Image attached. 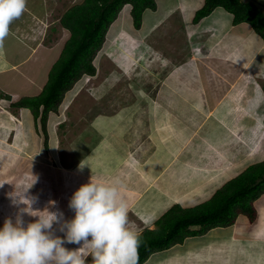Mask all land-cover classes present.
<instances>
[{
  "label": "rangeland",
  "instance_id": "rangeland-1",
  "mask_svg": "<svg viewBox=\"0 0 264 264\" xmlns=\"http://www.w3.org/2000/svg\"><path fill=\"white\" fill-rule=\"evenodd\" d=\"M59 1L61 2L60 8H54L50 12L49 19L51 25L47 31L48 35L45 46H54L61 40L67 38V34H63V28L60 27L58 18L64 13L66 6H70L73 1L80 3L83 0ZM255 1L257 3L259 2L264 10V0ZM26 4L30 6V0H26ZM130 9L131 5L124 6L120 16L113 22L107 33L108 41L102 47L95 61L97 76L83 75L75 84L76 90L66 101V104L70 102L69 108L62 113L65 100L72 91L65 95L61 109L59 108L56 113L52 112L49 115L47 123L50 137L47 147L46 134L41 121L39 119L35 120L31 111L20 110V107L14 106L12 103L24 95L38 93L37 91L40 86L48 80L49 71L58 57L59 50H62L61 46L58 49L39 52L34 47L35 51H32V59L25 64L26 73L30 76H32V70L35 67L40 64L42 65V75L37 77L42 82L38 90L33 89L31 92L24 91L20 96L15 86L17 84H23L24 79L18 77L19 74H17L16 68L10 66V63L6 66L7 74L10 78H5V81L0 78L2 80V84L0 83V185H2L0 186V228L3 227L6 218L11 217L15 220L16 214L26 207L23 204H16L13 199L18 196L22 197L23 194L26 198L33 201L31 209H28L32 215L27 212L23 215L25 224L34 222L37 219L36 216L41 215L40 212L46 210L49 212L63 213L62 220H71L73 218L74 212L69 208V201L73 193L81 185L96 179L92 177L89 178L90 180H80V178H77L78 175L75 177H73L74 175L72 176L71 169L69 168L70 164L76 163L84 153L80 152L77 154L84 147L76 139L82 138L92 141L96 140L98 142L102 136V134H98V139L97 135H93L94 138L86 136L87 134H93L84 131V124L89 112L91 114L99 112L89 122L92 127L99 128L106 121H109L105 123L109 127L112 123L111 117L103 115V112L111 114L118 111V109H122L121 111H123L131 105H133V109L140 105L150 106V101H152L159 106V109L155 106V110L149 114L145 110L141 111L139 108L140 111L134 112L135 114L133 113L136 117L134 120L137 124L140 123L143 125L144 123L146 128L150 127V129L153 128V130L158 131V136L165 135V131L167 130L168 133L165 140H168L166 144L168 148H166L171 150L170 156L173 158L169 166L175 167L177 170H172L177 173H182V169L188 168L189 162L187 163L182 155H180L182 153L179 152L177 143L182 140L185 132L189 134L185 130L187 127L191 129L195 127V119L193 121L194 117H191L192 114L190 112L196 110V108H193L194 106L201 104L194 103L196 99L189 98L188 104L192 108L189 109L190 112L188 114L185 111L171 112L169 110V101L162 96H167V93L162 94L160 85L164 83L166 78L172 76L170 73L173 71H168L174 69L177 65L184 68L177 74L179 82L175 90L184 81L188 82V79L193 76V72L189 73L187 66L190 64L188 59L190 58L193 43L190 45V38L187 36V32L184 34V32L178 30L177 24L174 25V21L170 24L165 23L163 25L165 28L160 27L159 30L157 29L147 38L134 36V31L136 32L139 29L134 26ZM28 38L33 42L37 39L34 36H28ZM11 41L12 39L8 38V43ZM33 42H27V46H30ZM35 46L38 48L39 44ZM194 46L198 49L202 48V45L194 44ZM195 47H192L193 52ZM17 50H21L22 59L27 57L28 50L23 45L17 49L9 47L4 52V56L9 57L14 62L18 59ZM262 57L263 54L258 56L257 60L260 61ZM199 58L201 60L204 59L202 56ZM3 62H0V64H3ZM163 62L165 63L164 65H162ZM199 64H201L200 61ZM21 66L19 69H21ZM197 68L200 73L202 67L198 65ZM216 68L219 70L218 67ZM189 84H192V82ZM262 84H264V80ZM224 85L222 88H224ZM226 85H229V83ZM236 85L239 89L238 94L233 89L230 95V99H232L227 101L229 112H220L217 115V118L221 122L217 121L215 124L210 121L207 123L206 119L202 118V121L199 120L195 128V132L190 133L191 141L194 135H198V138H209L207 141V156L209 157V162H201L200 164L202 166H198L199 169H202L204 178L200 177L197 183L190 182V187L188 184L189 180L187 181L188 178L186 176L181 177L178 175L179 177L177 176V179L179 180L176 182L174 174L171 175L173 176L171 179L169 178L171 170L168 168V165L164 169H161L162 164L160 163H162V155H165V153L158 154L156 157L157 160L154 158L156 161L154 159L152 161L159 162V170L155 172V175H151L153 179H149L148 184L154 185L152 180L156 179L159 182L158 180L161 178V175L164 178L166 177V179H170L169 183L174 188H177L178 183L182 182L180 187L183 188L181 193L186 191V195L184 196L186 201V206L184 205V207L186 208L194 207L204 202L205 199L200 198L201 195L203 196L205 194L202 192H207L208 189L210 190L214 186H216V189L221 187L232 176V174L230 176L226 175L231 171L233 172V169L229 171L226 168L227 166H225L228 163L226 154L219 148H225L223 144H228L226 148L230 150L231 161L236 160V152L239 153L240 151L249 155L248 158L246 157L247 159L240 160V171L246 169L245 167L250 163L260 161L264 158V106L260 104L255 105L256 102L254 99L248 95L251 91L247 89L243 79L237 81ZM91 86L99 87L97 90V88L90 89ZM91 91H94V94ZM11 113L13 115L15 114L16 119ZM133 114L130 115V118L133 117ZM146 115L150 117V123L145 118ZM194 115H197V112ZM115 118L117 120V117ZM121 119L122 116H120L118 122ZM116 123L113 124L112 128L118 130ZM137 124L134 126L136 127ZM117 126L120 128V124H117ZM212 136H219L218 139L220 141L217 143L216 140L214 143L213 138H211ZM119 139L120 141L116 144H120L118 145L120 147H116L117 149L111 148V151H108L107 147L102 148L103 143L98 145L99 149H105L102 155L106 158L104 160L112 161V167L120 155L123 157V152H127L126 149H123L125 143L122 141V136ZM163 142L166 143L165 141ZM186 143L188 146L189 141ZM195 145L196 143L193 145L194 148L196 147ZM162 146L165 145L157 144V149L160 150ZM153 148L154 145L151 146V151ZM190 155L192 154L190 153ZM126 159L134 162L131 154L129 156L127 155ZM151 166H153V163L150 164V168ZM168 169L169 172H167ZM73 170L75 169L73 168ZM164 171L167 173H164ZM108 180V178H102L104 183H108ZM122 181L126 182L124 183ZM122 181H119V184L111 182L110 185L117 186L119 197L123 199L127 208H129L127 210V227L137 232L144 229L143 222L133 214L129 206L131 204L128 203L129 200L125 199L129 196L127 193H132L134 189H131V185L126 184L129 182L126 178L123 177ZM201 181L204 182L202 183ZM133 196L136 197L135 195ZM43 203L48 204L46 208L36 210ZM21 206L22 208H19ZM194 227L199 228L196 226L192 228ZM53 231L58 236L63 237L64 235V233L59 231V225L57 224L53 225ZM64 246L70 250L79 247L75 244H65ZM90 261L91 257H88V264H90ZM154 261L155 258H152L147 264H156ZM157 264L166 263H164V260H161Z\"/></svg>",
  "mask_w": 264,
  "mask_h": 264
},
{
  "label": "crops",
  "instance_id": "crops-1",
  "mask_svg": "<svg viewBox=\"0 0 264 264\" xmlns=\"http://www.w3.org/2000/svg\"><path fill=\"white\" fill-rule=\"evenodd\" d=\"M55 1L56 0H30V6L26 4L25 8L29 12H23L21 17L15 19L10 24L9 28L16 31L18 34H26L29 28L34 29L40 27V23L44 21L45 14L48 15V19L50 18V12L55 8ZM204 2L205 0H157V8L155 10H146L142 28L136 32L134 31L133 34L138 38H147L157 29L159 30L160 27H164L163 25L165 23L170 24L174 21V25L177 24L178 30L184 32V34L187 32L186 34L190 38L189 43L190 45L193 43V48L195 47L194 44L202 45L201 49L195 47L194 52L191 47V54L188 59L190 64L187 66L189 73L193 72V76L188 79V82L184 81L182 85L178 86L175 90L179 82L177 74L184 68L177 65L174 69L168 71L177 73H170L172 76H168L169 78H166L164 83L160 85L162 94L165 92L167 93V96H162L169 101V110H171V112L185 111L188 114L190 112L189 109L192 108L188 104L189 98L196 99L194 103L201 104L199 106H194L193 108H196V110L190 112L192 114L191 117H194L193 121L195 119V127L193 129L187 127L188 130H185L189 134L185 132V135L182 136V140L177 143L179 152L182 153L179 154L182 155L187 163L189 162V165L187 164L188 168L184 167L185 169H182V173H177L172 170H177L175 167L169 166L173 158L170 156L171 150H168L166 145L168 141L165 140L168 133L167 130L165 131V135L158 136V131L153 130V128L150 129V127L146 128L144 123L143 125L140 123L137 124L134 120L136 119L134 112L145 110L150 114L155 110V106L157 105L152 101H150L152 103V105L150 103V106L140 105L133 109V105H131L123 111H121L122 109H118V111L111 114L103 112V115L111 117L112 123L109 127L105 125V123L109 121L104 122L99 128H94L89 123H85L84 131L93 133L87 134L86 136L94 138L93 135H97L98 139V134H102L98 142H96V140L92 141L82 138L76 139L78 143L82 144L84 147V149L78 151L77 154L80 152L84 153L76 163L70 164L69 168L72 169L71 173L73 171L75 172V175L72 176L75 177L77 174L84 173L90 178H96L92 180L96 183H104L102 178H108V183L104 184H111V182L119 184V181H122L123 177L126 178V180L129 181L126 184L131 185V189L134 190H132V193H127L129 196L125 199L129 200L128 203L131 204L129 205L131 207L130 209L133 214L143 222V227L153 228L156 224V220L172 206L175 204L185 205L186 201L184 196L186 195V191L181 193L183 189L180 187L182 182L179 181L180 183H178L177 188L172 187L169 183V180L173 177L171 175L174 174L176 182L179 180L177 179L178 175L181 177L186 176L188 178L187 181L189 180V185L190 182L197 183L200 177L204 178V174L201 171L202 169H199L198 166L201 165V162H209V157L207 156V141L209 138H198V135H194L191 141L192 138L190 137V133L195 132V128L199 120L202 121V118H205L207 123L210 121L215 124L217 121L221 122L217 118V115L220 112H229L227 101L232 99H230V95L233 89H235L236 94H238L239 89L236 85L237 81L243 79L247 89L251 91L248 95L254 99L256 102L255 105L260 104L264 106V84H262L264 80V39L256 33L249 23H235L234 15L221 6L215 8L212 13L202 18L199 22H195L194 18L196 11L203 6ZM61 27L63 28V26ZM63 30H65L69 37V31L65 28ZM12 35L11 31H9L7 37L12 39V43H8L7 37L0 43V62L4 61L3 64H0V78L4 81L5 78H10L7 74L6 67L10 63V66L16 68L17 74H19L18 77L24 79L23 84H17L15 86L16 91L21 96V93L24 91L31 92L33 89L38 90L39 85L42 83L41 79L37 78L42 75L41 64L32 70V76L28 75L25 70V64L33 57L32 51L34 52L35 48L38 52L50 51L51 49H55V45L41 47L45 44L46 39H43L44 35L40 36V34L38 35L39 42L43 44L39 45L38 48L35 46L36 41L33 42L25 39L29 43L33 42L31 47L25 46L28 50L27 57L22 59L21 50H19L20 53L17 50L18 59L12 62V59L10 60L9 57L7 58V56H4V52L9 49V47L17 49L22 46ZM261 54H263V57L259 61L257 58ZM200 56L204 59L201 60L199 58ZM199 61L201 64H199ZM164 64L163 62L162 65ZM20 65H22L21 69H19ZM198 65L202 67L200 73L197 68ZM216 67H218L220 71ZM191 82L192 84H189ZM227 82L229 85H226L228 84ZM0 83L2 84L1 79ZM44 83L40 86L37 91L38 93L36 92L37 94H30L38 95L43 89ZM223 85L224 88H222ZM164 98L163 100L166 102ZM157 107L159 109V106ZM195 112H197V115H194ZM131 114H133V117L130 118ZM120 116H122V119L118 122ZM115 117H117V120ZM145 118L149 123L151 122L148 115H146ZM115 122H117L116 127L118 130L112 128ZM117 124H120V128ZM136 124L137 126L135 127L134 125ZM121 136L122 141L125 143L123 149H126L127 152L129 151V153L122 151L123 157L120 155L119 159L112 167V161L104 160L106 158L102 155L105 149H99L98 145L103 143L104 145L101 147H107L108 151H111V148L117 149L116 147H120L118 146L120 144L116 143L120 141L119 138H121ZM211 138H213L214 143L216 140L217 143L220 141V139H218L219 136H212ZM188 141L189 144L187 146L186 142ZM194 143H196L195 148L193 146ZM157 144L165 146H162L161 149L158 150ZM152 145H154V148L151 151ZM186 146L187 148H185ZM223 146H225V148H219L226 154L228 163L225 166H227L226 168H228L229 171L233 169V172L231 171L226 175L230 176L232 174L230 177L232 178L244 170H239L240 160H244L246 157L248 158L249 155L239 151V153L236 152V160L231 161L230 150L226 148L228 144H223ZM162 152L165 153V155H162L163 161L160 163L162 164L161 169H164L168 165V168L171 170L169 174L170 179H166V177L164 178V176L161 175V178L158 180L159 182H157V179L152 180L154 185H149V179H153L151 175H155V172L159 170V162L155 161L157 160V155ZM190 153L192 155H190ZM130 154L133 156L134 162L126 159L127 155L129 156ZM154 158H156V160ZM153 159L155 160L154 162H152ZM82 161H84L87 166L81 170L79 165ZM151 163H153V166L150 168ZM251 164L253 163L249 165ZM191 165L192 167H190ZM73 168L75 170H73ZM169 169L167 172H169ZM167 172L164 171V173ZM122 182L125 183L126 181ZM201 182L203 183L204 181ZM115 187L117 188V186ZM215 189L216 186L212 187L210 190L208 189L207 192H202L205 194L203 196L201 195L200 198L206 201L215 193ZM255 205L258 210V217L255 221H251L245 214H240L234 224L214 227L202 235L188 236L183 243H178L168 249L153 253L144 264L150 262L152 258L158 261L164 260L166 264H264V194L255 201ZM128 209L129 208H127V210ZM196 227L200 228V226ZM199 228L194 227L193 229L197 230Z\"/></svg>",
  "mask_w": 264,
  "mask_h": 264
},
{
  "label": "trees",
  "instance_id": "trees-1",
  "mask_svg": "<svg viewBox=\"0 0 264 264\" xmlns=\"http://www.w3.org/2000/svg\"><path fill=\"white\" fill-rule=\"evenodd\" d=\"M127 4L131 5L130 13L137 29L143 26L146 10L157 8V0H84L70 7L61 17V23L70 30L71 36L52 66L43 90L38 95H24L12 103L29 108L35 120L41 121L46 147L50 137L49 115L61 109L66 92L85 73L96 72L95 59L111 25ZM220 6L234 15V22L249 23L264 39V10L255 0H205L196 11L194 21L199 22ZM262 194L264 160L227 179L210 198L194 207L175 204L156 220L155 227L138 233V264H143L155 252L183 243L188 236L205 234L217 226L232 225L240 214L255 221L258 217L255 201ZM196 225L200 226L197 230L192 228Z\"/></svg>",
  "mask_w": 264,
  "mask_h": 264
},
{
  "label": "clouds",
  "instance_id": "clouds-1",
  "mask_svg": "<svg viewBox=\"0 0 264 264\" xmlns=\"http://www.w3.org/2000/svg\"><path fill=\"white\" fill-rule=\"evenodd\" d=\"M80 3L73 1L70 6H66L64 13L70 7ZM60 6L61 2L56 0L55 8H60ZM25 8L26 0H0V43L11 31L12 36L24 48L27 46L26 40H30L28 36L37 38L36 44H43L39 42L38 35H44L43 39L47 38V31L51 25L47 14L44 16V21L40 23V27L29 28L26 34H18L9 28L10 24L21 17L23 12H29ZM61 17L58 18V21L63 26ZM64 28L69 31L70 35L68 37L67 34L65 40L60 39L61 41L55 45V49L60 46L62 48L59 50L55 62L61 56L64 46L71 36L70 30L63 26ZM63 34H66L65 30H63ZM107 41L108 36H106L104 44ZM44 46L45 44L41 47ZM85 74L97 76V69L94 74ZM75 84L66 94L76 90ZM98 87L91 86L90 89L97 88L98 90ZM91 92L94 94V91ZM97 113L89 112L85 123H89ZM262 160L264 158L260 161ZM85 166H87L86 163L82 161L79 168L82 170ZM74 173L73 171L71 174L75 175ZM77 175L80 180L90 178L84 173ZM13 199L16 204H23L26 207L16 214L15 220L11 217L6 218L3 227L0 228V264H88V257H91L90 264H138V248L140 246L138 233L148 227L145 226L139 232H134L127 227V206L119 197L115 186L96 183L92 180L81 185L69 201V208L74 212L71 220H62L63 213L46 210L40 212L41 215L36 216L37 219L34 222L25 224L23 215L25 212L32 215L28 209H31L33 201L26 198L24 194L22 197L18 196ZM47 205V203H43L36 210L46 208ZM54 224L59 225V231L64 233L63 237L55 234ZM65 244H75L79 247L70 250L64 246Z\"/></svg>",
  "mask_w": 264,
  "mask_h": 264
},
{
  "label": "bare ground",
  "instance_id": "bare-ground-1",
  "mask_svg": "<svg viewBox=\"0 0 264 264\" xmlns=\"http://www.w3.org/2000/svg\"><path fill=\"white\" fill-rule=\"evenodd\" d=\"M127 5H129V4H127ZM122 12V11H121ZM236 23V22H235ZM124 31V30H123ZM64 36V35H63ZM64 38H66V37H64ZM228 56V55H227ZM214 68V67H213ZM217 73V72H216ZM75 90H73L72 92H70L69 94H68V97H67V99L65 100V106L62 108V113H63V111H66V109L67 108H69V103L70 102H68L67 104H66V101L69 99V97L71 96V94L74 92ZM15 95H17V94H15ZM13 102H16V100H14ZM64 102V101H63ZM20 110H24V111H28V112H30L31 110L29 109V108H27V107H20L19 108ZM12 114V113H11ZM12 116L15 118V114L13 115L12 114ZM16 119V118H15ZM106 140V139H105ZM108 140V139H107ZM85 179H87V178H85ZM89 179V178H88ZM19 208H22V206L21 207H19ZM25 208V207H24ZM23 208V209H24ZM17 210V209H16ZM19 210V209H18ZM155 227V226H154ZM154 262H156V264L158 263V260H155ZM255 262V261H254ZM197 264V263H196Z\"/></svg>",
  "mask_w": 264,
  "mask_h": 264
}]
</instances>
